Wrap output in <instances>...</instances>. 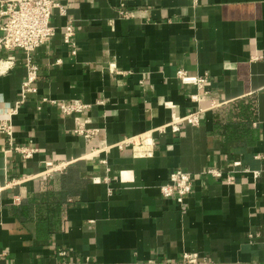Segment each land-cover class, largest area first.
Returning a JSON list of instances; mask_svg holds the SVG:
<instances>
[{"label":"crops","instance_id":"1","mask_svg":"<svg viewBox=\"0 0 264 264\" xmlns=\"http://www.w3.org/2000/svg\"><path fill=\"white\" fill-rule=\"evenodd\" d=\"M62 3L68 15L54 11L56 34L33 53L38 91L22 104L26 54L0 55V121L38 149L25 159L0 133V264H183L185 253L264 264V0ZM181 70L207 76L222 105L191 101ZM249 99L256 117L239 124L234 106ZM76 100L86 109L64 114L58 103ZM199 108V125L159 131ZM80 123L99 133L77 134ZM150 134L152 155L123 144ZM51 160L68 168L48 177ZM178 169L194 175L193 192L165 198Z\"/></svg>","mask_w":264,"mask_h":264},{"label":"built area","instance_id":"2","mask_svg":"<svg viewBox=\"0 0 264 264\" xmlns=\"http://www.w3.org/2000/svg\"><path fill=\"white\" fill-rule=\"evenodd\" d=\"M124 3L129 0H122ZM197 1V0H195ZM58 9L62 15H68L66 5H63L62 0H0V16L4 17L2 31L0 35V55L2 52L8 50H21L26 54L25 67L27 70L26 78L23 81L20 101L22 104L26 101L30 94L36 93L37 80L39 78V66L35 62L33 53L41 46L49 43L56 34V28L51 23V18L54 11ZM126 15L127 12L121 11ZM75 25L71 17H69L65 26V41L71 42L75 36ZM2 59L0 58V65ZM0 68V73H1ZM181 81L188 86H193L196 91L189 95L190 100L199 103L210 97L212 101V108L219 107L222 104L214 100V96L206 89L209 78L207 76L192 75L184 70L178 72ZM66 115H78L86 109V105L80 101H71L68 103H58ZM17 107L11 109L10 115L16 113ZM205 112L204 109L199 108L198 111L188 114L184 118L175 119L167 125L159 129L160 132H165L170 129L173 133L182 131V124L184 122L191 125H199L201 115ZM0 133L6 135L9 141V148L7 151L19 153L25 159L34 157L38 149L33 145L18 144L14 138V125L11 118L0 121ZM76 133L93 139L98 133L97 128H88L87 124L80 123L76 128ZM134 139H126L123 144H133L135 148L143 153V155H152L153 140L152 136L144 135L137 143ZM240 165V162H236ZM68 168L67 161H47L45 163L44 174L51 176L55 173L64 172ZM250 171V170H247ZM255 177L259 176V171H253ZM204 174L214 177H224V172L217 168H208ZM229 183L234 181V175H227L225 177ZM194 175L183 169L173 171L169 180L161 185V192L165 198L174 196L186 197L193 192L194 189ZM65 254V253H63ZM183 264H214L206 259L201 260L196 254L185 253L183 257Z\"/></svg>","mask_w":264,"mask_h":264},{"label":"trees","instance_id":"3","mask_svg":"<svg viewBox=\"0 0 264 264\" xmlns=\"http://www.w3.org/2000/svg\"><path fill=\"white\" fill-rule=\"evenodd\" d=\"M236 109L234 110V114L236 115V118L238 119V123L242 124L245 122L251 123L256 117V105L253 102L252 99L248 100V103H245V101H240L236 106H234ZM237 124L236 122H234ZM233 128H236L239 125H235ZM232 125H230L231 127Z\"/></svg>","mask_w":264,"mask_h":264}]
</instances>
